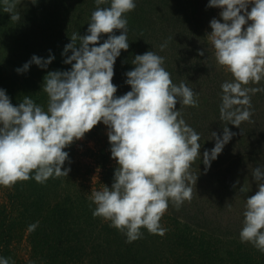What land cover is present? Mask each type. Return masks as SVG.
Instances as JSON below:
<instances>
[{"label":"clouds","instance_id":"1","mask_svg":"<svg viewBox=\"0 0 264 264\" xmlns=\"http://www.w3.org/2000/svg\"><path fill=\"white\" fill-rule=\"evenodd\" d=\"M106 2L96 0L98 7L91 14L87 34L74 33L65 45L64 63L71 69L49 71L44 77L47 110L28 96L13 105L0 89V186L11 187L32 178L33 173L41 183L53 176L68 177L65 149L103 123L117 167L111 187L104 185L91 192L96 205L93 216L110 221L130 243L140 238L141 228L163 234L159 221L169 200L179 206L191 198L186 181L192 178L189 169L201 155V145L199 134L178 118L176 108L178 103L195 105L193 90L183 83L173 84L161 56L152 51L136 55L134 68L126 73L131 90L116 96L114 64L121 50L129 48L125 14L136 4L134 0H110L109 7H99ZM3 5L12 20L19 19L13 14L16 0H3ZM207 7L221 9V19L210 21L207 35L218 65L233 77L222 89L245 97L248 91H260L242 86L264 79V0H209ZM116 30L119 35L114 34ZM102 35L107 39L99 43ZM54 59L53 55L47 59L33 55L16 71L26 72L31 64L47 68ZM248 115L243 113L237 122ZM233 135L228 128L222 139L212 133L215 146L202 156L206 169ZM253 179L258 190L247 197L239 235L241 242L264 253V170L254 169ZM36 226L30 225L29 231ZM0 264L14 262L0 257Z\"/></svg>","mask_w":264,"mask_h":264},{"label":"trees","instance_id":"2","mask_svg":"<svg viewBox=\"0 0 264 264\" xmlns=\"http://www.w3.org/2000/svg\"><path fill=\"white\" fill-rule=\"evenodd\" d=\"M134 2L140 3L125 14L129 48L127 51L121 50L114 64L112 82L117 86V97L131 90L126 83V73L134 68L132 61L134 53L140 50V37L143 39L147 34L137 16L138 10L143 9V0ZM33 3L26 6L16 4L13 14L18 15L19 19L12 20L10 14L4 12L3 0H0V51L14 40L11 55L8 58L4 55L3 60L0 59V89L6 91L13 105H18L28 96L47 110L49 98L44 91V77L49 71L71 69V65L64 63L66 56L62 53L65 45L71 42L74 33L81 36L87 34L85 25L91 21V15L86 11L91 10L89 13L92 14L98 5L96 0H40L37 7ZM84 3L89 4L87 10H79ZM109 6L110 0L99 5ZM178 6L181 12V2ZM152 26L148 30L157 35ZM10 31L14 37L11 41ZM114 34L119 35L120 30ZM106 39L107 35L99 43ZM175 43L176 40L169 41L163 48L157 49L164 60L162 67H167L164 69L169 72L173 84L180 81L175 73L183 69L181 59L173 57L175 50L178 53L181 50L177 49L180 43ZM33 55L44 59L53 55L55 59L47 68L42 69L34 64L26 72L18 73L16 69ZM67 55L70 56L71 52ZM219 102L221 110L223 103L221 99ZM178 104L176 108L182 110L184 106H189L182 104L180 107ZM191 108L194 110L195 106ZM96 134L97 131L91 133ZM95 144V147L87 143L80 146L82 154L93 159L87 173L81 168L73 170L77 167L74 158L79 147L77 143H72L65 149L69 153V160L64 168L73 167L68 177L53 176L41 183L34 179L33 173L32 178L5 187L6 199L0 205V257L10 258L14 264H27L18 245L28 232L32 249L30 260L33 259L35 264H264V253L251 243L241 242V229L234 236L227 235L230 231L223 234L210 230L206 233L198 231L203 228H200L197 215L200 211V188L199 191L191 189V198L179 206L169 200L165 216L159 221L163 234L150 233L141 228L140 238L127 242L126 235L110 226V221L93 216L96 205L86 184L87 177L91 172L100 170L97 174L98 189L101 190L104 185L111 187L117 167L116 161L111 158L108 136L97 137ZM196 176L199 177V173L196 172ZM208 178L213 180L212 176ZM33 224L37 226L29 231V226Z\"/></svg>","mask_w":264,"mask_h":264},{"label":"rangeland","instance_id":"3","mask_svg":"<svg viewBox=\"0 0 264 264\" xmlns=\"http://www.w3.org/2000/svg\"><path fill=\"white\" fill-rule=\"evenodd\" d=\"M39 1L37 0L35 4L31 0H16V4L26 6L27 3H33L37 7ZM147 1L143 0L141 3L144 11L139 9L137 12L140 24L146 28V32L143 31L147 34L143 39L140 37L141 47L134 55L144 54L147 51L158 55V48H162L161 46L168 44L169 41L176 40V43L181 45L177 49L181 48V50L179 53L175 50L173 57L176 60L181 59L183 69L175 73L177 79L180 80L175 85L179 86L180 83H183L193 90L194 96L196 95L195 101H197L194 110L191 108L193 105L184 106L183 110L181 108L177 110L180 113L178 118L183 119L200 136L201 155L197 156L189 169L191 180L186 181V184L193 186L191 188L193 191L201 189L199 192L202 199L199 198L200 211L197 215L200 228L201 226L203 228L198 231L206 233L210 230L221 234L230 231L227 235L234 236L243 227V213L246 210L247 197L254 195L258 190V182L253 179L254 169L259 167L264 170V79L259 83L243 85L242 87L245 89H261L256 92L248 91L246 97L224 92L222 84L232 82L233 77L225 68L218 65L213 46L208 39L207 34L211 32L210 21L213 18L221 19L219 15L221 9L207 7L209 0ZM179 2H181V12L178 11ZM138 3L140 2H136V5ZM88 6L89 4L84 3L83 8L79 10H87ZM251 7L252 5L248 6L249 10ZM90 11H86L88 15H91ZM88 24L86 23L85 28H88ZM151 26L155 27L157 35L148 30V28L152 29ZM9 33L11 41L14 37L11 31ZM105 36L102 35L100 40H103ZM12 41L14 42V40ZM13 42H8L0 51V59L4 55L6 58L11 55ZM200 51H204V56L199 55ZM33 65L31 64L30 67H34ZM164 68L167 69L166 66ZM178 99L181 98L178 97ZM220 99L223 103L221 110L219 108ZM178 105L182 107V103ZM245 112L249 113L248 117L237 122V117ZM227 128L234 135L224 145L219 156L211 162L210 167L206 169L202 162V156L206 150L210 151L215 146L216 141L213 139L212 133L215 132L222 139L223 130ZM95 131L97 134L91 135ZM107 132V126L100 123L90 133L85 134L81 140L73 142L77 143L79 147L78 154L76 153L74 158L77 167L73 170L81 168L85 173L88 172V165L91 166L93 159L83 155L80 146L83 147V144L87 143L90 147H95L97 137H105ZM67 168L72 170L73 167ZM196 172L199 173V177L196 176ZM99 173L100 170L93 171L87 177L86 184L90 187L91 192L100 190L97 184V174ZM210 176L213 180H209ZM5 190L4 186H0V205L6 199ZM191 212H196V210ZM164 214L163 216H165ZM28 234L27 232L24 235L18 245L19 251L27 264H32V262L35 264L33 259L30 260L32 249Z\"/></svg>","mask_w":264,"mask_h":264}]
</instances>
